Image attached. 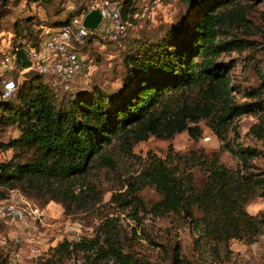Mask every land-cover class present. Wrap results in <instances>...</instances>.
I'll return each mask as SVG.
<instances>
[{"label":"trees","instance_id":"16d2710c","mask_svg":"<svg viewBox=\"0 0 264 264\" xmlns=\"http://www.w3.org/2000/svg\"><path fill=\"white\" fill-rule=\"evenodd\" d=\"M181 1L191 14L180 13L156 32L141 34L127 44L122 58L125 73L119 75L121 89L108 93L94 84L90 90L58 97L41 74L33 73L17 83L11 98L0 99V131L8 126L18 131L8 141L0 139V150L12 152L0 164L1 198L7 197V191H17L41 206L60 202L68 215L73 206L79 209L87 203L88 197H94L93 202L101 199L94 186L76 192L75 185L97 159L112 165L103 155L106 147L117 142L130 155L138 142L150 137L170 140L182 132L196 142L202 137L203 123L221 142L217 150L206 156L198 150H175L172 145L161 156L149 151L136 174L127 178L125 190L112 196L113 201L131 209L138 225L149 214L154 218L181 215L209 244L252 240L261 232L264 216L246 210L254 198L264 197V171L252 170L250 163L261 150L236 142L238 135L231 124L243 115L257 116L259 120L250 130L264 138V75L256 70L259 85L244 92L251 100L238 102L234 96L238 87L229 76L234 62L220 58L240 52L248 44L233 32L249 27L248 4L262 0ZM7 2L0 0V11ZM89 3L57 19L51 27L68 24ZM120 3L124 20L130 12L134 17L137 11L132 0ZM59 10H54L56 15ZM97 33V28L92 30L86 44ZM39 37L31 48L39 46ZM86 44L79 46V53ZM10 52L16 56L17 69L29 68L26 49L12 46ZM229 130L235 134L232 140H226ZM224 151L238 159L237 168L221 163ZM196 166L205 169L200 185L191 172ZM145 190L158 198L142 194ZM70 248L82 253L83 264H199L182 257L178 244L166 250L165 263L140 256L127 245L112 219L101 222L92 238L59 243L53 248V257L71 252ZM0 264L10 263L0 256ZM39 264L55 262L50 258Z\"/></svg>","mask_w":264,"mask_h":264},{"label":"rangeland","instance_id":"374dc122","mask_svg":"<svg viewBox=\"0 0 264 264\" xmlns=\"http://www.w3.org/2000/svg\"><path fill=\"white\" fill-rule=\"evenodd\" d=\"M151 2L155 3L151 13L144 15L140 13L137 17L129 16L132 12L127 15L129 29L126 38L112 42L97 33L86 46L80 48L83 69L69 90H64L55 78L42 75L58 97L66 93L90 90V85L94 84L106 89L108 93L121 89L123 81L119 75L125 73L122 58L127 44L138 39L141 34L156 32L180 13L193 12L185 11V5L181 0H132V6L139 12L143 6ZM86 3L89 1L52 0L33 3L27 0H8L4 9L0 11V58L2 52L10 51L12 46L28 49L37 44L43 28H52L57 19L69 15ZM248 5H250L247 12L249 27L236 29L233 32L236 38L248 44L242 51H233L220 58L224 62L230 60L234 62L229 76L232 84L238 87V91L234 93L238 102L251 100L244 96V92L259 85L260 79L256 70L259 69V73L264 75V0ZM57 7L60 9L58 15L54 12ZM6 73L8 75L10 71ZM33 73L36 72L28 68L25 70L15 68L9 76L18 83L24 78H29ZM4 77V75L0 76V86ZM258 120L257 116L243 115L234 119L231 127L236 128L235 132L238 135L236 142L261 150V153L253 157L250 163L253 166L252 170L264 171V138H257L250 130ZM201 127L203 134L196 142L189 138L186 132H182L174 135L170 140L150 137L146 141L138 142L133 146L130 155L124 153L117 142L106 147L103 155L111 160L112 165L97 159L91 171L80 178L75 185L76 192H79L80 188L94 186L98 192L97 197L101 199L93 202L94 197H88L87 203L80 205L79 209L73 206L68 215L65 214L64 206L60 202L50 201L47 205L41 206L32 200L31 202L43 212L40 219L17 223L0 220V256L6 257L10 264H39L50 258L55 264H83L81 252L70 248L71 252L53 257V248L64 240L77 242L83 238H92L101 222L112 219L116 224V230L123 235L127 245L140 256L151 261L167 262L166 250L178 244L182 249V257L199 264H264V227L252 240L231 239L225 244H209L200 237L195 225L183 219L181 215L166 214L154 218L149 214L144 217L142 224L138 225L133 218L132 210L123 208L112 199L115 193L125 190L127 178L136 174L140 161L149 151L161 156L168 146L172 145L175 150H198V154L206 156L211 150H217L221 142L206 125L201 123ZM17 135L15 126H8L0 131V139L3 141H8ZM205 136H210V140L204 141ZM234 137V131L229 130L226 140H232ZM11 154V151L0 150V164L9 160ZM220 161L229 168L239 166L238 159L227 151L222 152ZM204 170L201 166L191 169L197 185H200L205 177ZM80 184L83 186H79ZM17 193V191H7V197H0V203L16 201ZM142 194L154 199L158 198V195L151 190H145ZM246 210L252 215L264 216V197L254 198L246 206ZM29 237L34 239L33 243L27 240Z\"/></svg>","mask_w":264,"mask_h":264},{"label":"built area","instance_id":"2783aa9c","mask_svg":"<svg viewBox=\"0 0 264 264\" xmlns=\"http://www.w3.org/2000/svg\"><path fill=\"white\" fill-rule=\"evenodd\" d=\"M121 0H93L79 14L74 15L66 25L54 28H45L42 31L41 41L37 48L26 49V57L30 62L28 69L43 76L55 78L64 88L69 90L78 75L82 72L83 62L78 52L79 46L85 45L92 30L83 26V19L90 11L96 10L101 15V21L97 27L99 35L112 42H118L128 35V23L121 14ZM158 3V2H156ZM155 3H148L137 13H151ZM16 56L10 51L2 52L0 58V76L5 77L1 81L0 99L11 98L17 88V82L9 74L16 68ZM25 70V69H23ZM10 71V73H9ZM8 72L9 74L6 75ZM209 141L210 136L203 137ZM16 201L0 203V220L17 223L26 220L36 221L43 216L42 210L29 201L25 196L17 193ZM30 243L34 239L29 237ZM35 251V250H33ZM37 253V252H35ZM34 255V254H33Z\"/></svg>","mask_w":264,"mask_h":264},{"label":"water","instance_id":"95a60500","mask_svg":"<svg viewBox=\"0 0 264 264\" xmlns=\"http://www.w3.org/2000/svg\"><path fill=\"white\" fill-rule=\"evenodd\" d=\"M101 21V15L98 11H90L83 19V26L87 27L90 30H94L98 27Z\"/></svg>","mask_w":264,"mask_h":264},{"label":"crops","instance_id":"0c3cea01","mask_svg":"<svg viewBox=\"0 0 264 264\" xmlns=\"http://www.w3.org/2000/svg\"><path fill=\"white\" fill-rule=\"evenodd\" d=\"M43 29H45V28H43Z\"/></svg>","mask_w":264,"mask_h":264}]
</instances>
